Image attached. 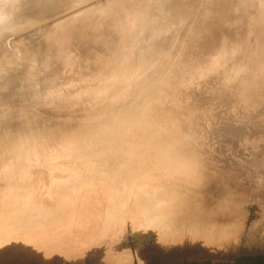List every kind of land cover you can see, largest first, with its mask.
Returning <instances> with one entry per match:
<instances>
[{
	"label": "rangeland",
	"instance_id": "obj_1",
	"mask_svg": "<svg viewBox=\"0 0 264 264\" xmlns=\"http://www.w3.org/2000/svg\"><path fill=\"white\" fill-rule=\"evenodd\" d=\"M3 1L13 4L19 0ZM99 1L103 0H36L37 4L35 1L28 4L20 0L17 4L9 5L15 6L12 12L15 15L6 18L0 16V19L4 18L0 25L12 28L5 38L0 39V72H13L11 75L15 77L20 74V82L24 83L14 97L16 103L27 108L39 97L49 99L58 96L64 101L74 96L87 98L92 91L99 93L103 90L102 82L110 77L109 74L102 75L97 82L100 84L92 83L97 79L93 78L92 82L77 89L66 87L71 78L81 79L99 72H112V68L107 70L106 65L120 60L123 51L132 45L118 20L100 10ZM116 1L121 2L123 12L130 15L134 26L150 12L165 16L171 6H176L168 17L172 38L179 43L205 6L216 12L215 3L207 4L208 0ZM190 2L195 3L194 8ZM154 6L159 8L152 9ZM234 15L237 13L232 17ZM66 17H70L80 34L85 36L76 45L80 51V62H73L75 69L67 74L54 73L43 77L46 79L40 86H30L29 77L57 72L47 64L56 60L59 49L57 43L50 40L48 32L50 27L54 24L57 26ZM242 30L240 24L226 26L228 41L231 42ZM37 34L42 37L38 38ZM198 34L200 48L197 58L203 62L209 58L206 57L207 52L216 45L217 39L204 31ZM35 39L39 40L34 42ZM107 41L112 43L108 44ZM26 42L29 43L24 44ZM28 45L31 46L28 48ZM111 46L115 49H111ZM23 47L29 50H22ZM90 47L92 51H89ZM256 48L255 44L254 50ZM175 61L174 57H170L166 65ZM130 67L131 72L136 74L142 68L136 61L130 62ZM178 67L176 64L174 72L164 76L170 87L190 74ZM219 73L207 77L204 80L207 82L203 84L194 85L191 91L187 90L191 78L186 85L179 83L178 94L185 90L187 95L191 94V102H194L204 97L207 100L210 92L213 99L211 92L217 91L220 85ZM141 84L149 86L148 82ZM169 92L167 90L163 96H168ZM34 93L38 96L35 97ZM153 96V93H149L148 99ZM163 96L155 102L163 99L164 107L172 110L171 103ZM133 101L132 98L130 102ZM172 102L178 108L176 101ZM220 103L214 105L213 109L208 104L203 105L198 119L191 123L188 120L177 123L181 137L190 135L194 138L198 135L195 131H199L200 136L207 138L204 145L195 141V146L187 149L193 158L181 157L177 152L178 146L186 148L192 141L178 139L180 135L172 131L158 132L150 138L133 133L137 139L132 138L131 144L123 140L122 144L129 147L148 150L143 157L130 152H111L107 148L92 153L95 151V139H98L94 136L98 122L89 123L88 138L80 143L69 138L48 140L41 137V142L21 143L26 147L17 157L0 152V197H5V201L0 199V256L10 255L12 261L32 264H187L192 260L199 262L194 259L199 254L205 255L209 264H216L219 258L232 264H248L264 257V199L257 196L260 192L257 187L264 182L257 174L264 172V140H261L259 148L253 144L254 138L258 139L263 131L261 127L264 128V122L240 125L234 119V123L228 124L227 103ZM186 112H191V109L187 108ZM88 120L76 118L66 124L58 120L29 123L19 127L18 132L30 135L32 130H45L46 137H53L54 132L68 134L71 132L69 130H77ZM67 124H70L68 129L61 128ZM10 127L15 128L13 125ZM248 127L252 128V135L247 133ZM172 133L177 136H171ZM152 143L167 145L169 149L166 154L156 152L150 147ZM76 144L89 148V153L75 157L68 155L74 151L72 149ZM58 148L65 154H57ZM206 153H213L216 160L224 165L209 161ZM232 164L235 168L227 166ZM86 165H96L98 177H89L85 185L73 186V197L65 198L60 193L43 191L45 183L42 180L48 173L58 172L55 178L64 179L53 180L50 183L55 182L53 187L71 186L72 183L68 182L71 178L60 176L59 172ZM35 180L39 183L38 189L30 190L32 185L29 183ZM222 185L251 189L252 199L248 203L238 199L229 200L225 193L205 190L207 187L219 189ZM100 238L104 239L96 248H88ZM141 247L146 249L145 256L139 254ZM231 251L234 254L228 257Z\"/></svg>",
	"mask_w": 264,
	"mask_h": 264
},
{
	"label": "bare ground",
	"instance_id": "obj_2",
	"mask_svg": "<svg viewBox=\"0 0 264 264\" xmlns=\"http://www.w3.org/2000/svg\"><path fill=\"white\" fill-rule=\"evenodd\" d=\"M23 1L28 2V4H31L34 1L36 2V0ZM186 1L188 2V0ZM2 2L4 1H0V16L10 17L15 15L12 13L15 6L11 7L15 2L13 4L11 1L8 2L9 4H7V2H4L5 4H3ZM191 2L190 5L194 8L193 5L195 3ZM210 3H215L216 12H214V9L205 6V9L196 18V22L188 29V32L182 36L183 40L179 43L175 38H172L173 34L171 31V22L168 17L170 13L174 12L176 6H171L165 16H160L158 12H150V14L140 19L137 26H134L131 23L132 19L130 20L129 18L130 15L123 12L121 2L116 0L99 1L98 7H100V10L113 15L114 18L118 20L124 29L125 36L130 38L132 45L123 51V54L120 55V60L106 65L108 66L107 70L112 68V72H99L98 74H93L89 77L86 76L81 79L71 78L67 81L66 87L77 89L80 86H84L88 82H92L91 79L93 78H97L95 82H92L96 84L100 81V79H102V75L109 74L110 77L102 82L101 87L103 90L99 93H94L92 91L88 94L87 98L74 96L64 101H61L58 96L51 97L49 99L39 97L34 103L26 108L16 103L14 100V97L21 91V87H24V83L20 82V74L19 77L18 74L15 77V75H11L13 72H0V152L5 151L9 154H14L15 156L19 155L26 147V145L21 143L27 141L41 142V137L48 140L69 138L73 141L79 142L88 138L87 130L91 127L89 123L98 122L99 126L96 128L97 134H94V136H96L99 140L95 139L97 140L95 147L93 148L95 151H91L92 153L101 152L107 148V150H110L111 152H130L143 157L144 154L147 155L148 150L129 147L122 144L123 140L125 143L131 144L132 138L137 139L134 137L133 133H138L141 136H147V138H150L149 136H154L158 132L172 131L178 133L180 136H177L175 133H172L171 136H177L178 139L182 138L187 141H192V143L186 145V148H180L178 146L177 152L181 157L186 156V158H193L194 156L187 153V149L195 146V143L204 145L207 138L206 136H200L201 134L199 131H195V133L198 134L197 137L193 138L189 137L190 135H187L183 138L181 137L182 132L179 129L180 126L177 123L185 120H188L191 123L192 121L197 120V115L202 112L201 108H203V105L208 104L213 109L214 105L219 104L220 102H226L227 117L230 118L228 124L234 123V119L239 121L240 125L243 123L255 124L264 122V0H208L207 4ZM158 8L157 6L152 7V9L155 10ZM236 13L237 15L232 17L233 14ZM2 19L4 18L2 17L0 19V23ZM59 22L60 23H58L57 26L56 24H52V27H48L50 30H48L49 38L57 43L59 49L56 60L51 64L48 61L47 64L52 65L51 70L57 72H45V75L41 74L42 76H38L37 74L34 77H29V83L32 87H37L39 84L44 82L46 78L43 77H49L54 73H69L72 69H75L73 65L79 61L80 51L76 45L79 40L82 39L81 37L84 38L85 36L80 34V30L73 25L70 17L63 18ZM234 24H240L243 30L240 32L241 34H238V36L241 35L240 37H234L230 42L228 41L225 28L226 26ZM107 27L110 32V27L108 25ZM100 28L101 27H99V29ZM10 30H12L11 26L0 25V39L5 38ZM199 31H204L206 35H210L211 38L214 36L217 39V42L215 41L216 45L211 47L207 52L206 57L209 58L203 60V62L197 58V50L200 48V45L198 44ZM45 33H47V31ZM39 35L38 38L40 37ZM44 36L45 35L43 34V37ZM36 40L39 39H35L34 42ZM94 40L96 41V39ZM85 42L87 43V39H85ZM107 42L108 44L112 43L109 41ZM27 43L29 42L24 44ZM255 44L257 46L256 50H254ZM29 46L31 45H28V48ZM112 47L114 46H111V49ZM28 48L23 47L22 50ZM40 48L41 47H39V50ZM113 49H115V47ZM89 51H92L91 47L89 48ZM113 51L114 50H112V53ZM34 52L32 53L34 54ZM170 57H174L178 62L175 61L172 64L166 65ZM132 61H136L139 64V67H142L140 73L136 74L132 73L133 71L131 72L130 62ZM176 64L179 65L178 69L182 68L184 69V72H190L188 75L191 76L186 75L185 77H182L173 85L174 87H170L168 86L169 83H167L166 78L164 79V76L167 75V73L174 72ZM215 72H220L219 74L221 75V79L220 85L217 86V91H213L216 94L211 92L213 99L210 98V92L208 93L207 100L206 97H204L203 100H195L194 102H191V94L187 95L185 90L181 94H178L180 89L178 86L179 83L186 85L188 84V79L191 78L189 81V88L187 89L188 91H191L194 85L207 82L204 80H207L206 78ZM141 82H148L149 86H145L141 84ZM167 90L170 91L167 94L168 96H163V93ZM149 93H153L154 95L150 100L148 99ZM35 94L36 93H34V96ZM162 96L167 97L168 102L171 103L172 110H167L164 107L163 99L161 102H155L156 99H160ZM132 98L134 101L130 102ZM172 101H176L178 108ZM66 105L69 106L65 107ZM187 108L191 109V112H186ZM76 118H89V120L88 122L83 123L79 129L69 130L71 132H68V134L60 131L54 132L55 135L53 137H46L45 130H32L31 132L33 133L30 135H27L24 132H18L19 127L29 123L58 120L66 124L71 123ZM11 125L15 128L10 127ZM69 125L70 124H67L61 128L68 129L70 127ZM249 127L247 133L252 135L253 132L250 131L252 128ZM261 129L263 131L259 133L260 136L258 139L254 138L253 140V144L256 148H259L261 146V140H264V128L261 127ZM81 146L82 144H76L72 149L74 151L70 152L68 155L75 157L81 154L89 153V148ZM150 147L154 151L159 153L162 152L163 154H166V151L169 149V146L159 143H152L150 144ZM197 151L199 152L200 148H198ZM56 153L65 154V151L58 148ZM205 156H207L206 159L209 161L221 164L213 156V153H206ZM227 166L235 168L234 164ZM95 167L96 165H86L80 169L65 168L60 171V176L71 178V180H68V182H70L69 184L72 183L71 186L61 185L59 187H53L55 182L64 179L55 178V176H58L56 175L58 172L56 174L48 173V175L42 180V183H45L42 186V189L43 191L45 190V193L55 192L60 193L65 198L73 197L75 192V190L72 189L73 186L76 187L85 185L89 177H98L96 175L98 174V171L95 170ZM82 173L85 175H82ZM257 174L264 179V172L260 171L257 172ZM55 179L56 181L50 184ZM38 184L37 180L29 183V185H32L30 190L38 189ZM257 189L260 191L257 196L264 199V182L260 184ZM205 190H209L210 193H225L228 195L229 200L238 199L242 202H247L252 199L251 197L253 196L251 195V189H247L244 186L237 189L235 186L222 185L219 189L207 187ZM0 199L1 201H5L4 196H1ZM103 239L104 238H100L99 240L93 242L88 246V248H96L97 245H99V242ZM139 254L145 256L147 254L146 249L141 247L139 249ZM233 254L234 252H229L228 257ZM11 257L12 256L10 255H5L3 257L0 256V264H32L27 261L23 263L12 261ZM194 259L199 260V262L192 260L187 264H209L203 254L196 255V258ZM216 264L232 263L226 261V259L219 258ZM248 264H264V257L252 260Z\"/></svg>",
	"mask_w": 264,
	"mask_h": 264
}]
</instances>
